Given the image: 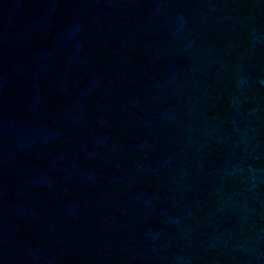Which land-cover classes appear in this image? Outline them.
Segmentation results:
<instances>
[{
	"label": "water",
	"instance_id": "water-1",
	"mask_svg": "<svg viewBox=\"0 0 264 264\" xmlns=\"http://www.w3.org/2000/svg\"><path fill=\"white\" fill-rule=\"evenodd\" d=\"M0 264H264V0H0Z\"/></svg>",
	"mask_w": 264,
	"mask_h": 264
}]
</instances>
